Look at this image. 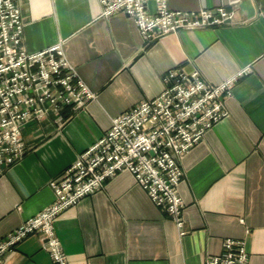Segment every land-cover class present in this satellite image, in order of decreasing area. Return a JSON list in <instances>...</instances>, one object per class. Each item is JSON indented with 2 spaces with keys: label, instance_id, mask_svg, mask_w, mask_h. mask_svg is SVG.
<instances>
[{
  "label": "crops",
  "instance_id": "0c3cea01",
  "mask_svg": "<svg viewBox=\"0 0 264 264\" xmlns=\"http://www.w3.org/2000/svg\"><path fill=\"white\" fill-rule=\"evenodd\" d=\"M159 1L149 0L150 13ZM173 11L225 8L231 26L182 30L147 46L124 14L101 16L98 0H19L24 42L36 53L64 42L65 55L95 98L64 123L46 118L23 130L28 155L0 178V240L55 200L50 183L96 144L113 119L157 98L181 68L232 87L229 118L181 161L184 231L134 177L120 173L56 222L69 264H206L226 239L245 240L250 264H264V0H165ZM70 116V113H65ZM5 264H52L31 236Z\"/></svg>",
  "mask_w": 264,
  "mask_h": 264
},
{
  "label": "built area",
  "instance_id": "2783aa9c",
  "mask_svg": "<svg viewBox=\"0 0 264 264\" xmlns=\"http://www.w3.org/2000/svg\"><path fill=\"white\" fill-rule=\"evenodd\" d=\"M98 1L103 18L124 14L133 20L147 46L182 30L231 26L235 19V13L225 8L173 11L165 0L159 1L155 14L148 9L149 0ZM23 19L19 0H0V178L28 155L23 130L29 123L53 117L63 125L95 98L69 63L64 42L36 53L27 51ZM250 71L244 69L218 86L207 83L199 72L169 71L161 95L113 119L111 129L78 156L61 179L50 183L54 202L0 240V264L35 235L42 239L52 264H69L57 235V220L124 172L185 235L181 161L229 118L226 100L235 82ZM250 262L246 241L235 239H226L222 253L206 260V264Z\"/></svg>",
  "mask_w": 264,
  "mask_h": 264
}]
</instances>
